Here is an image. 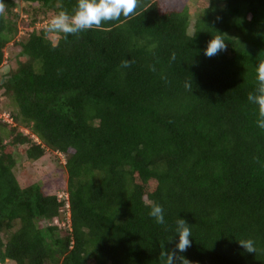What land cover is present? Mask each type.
Masks as SVG:
<instances>
[{
	"label": "trees",
	"instance_id": "obj_1",
	"mask_svg": "<svg viewBox=\"0 0 264 264\" xmlns=\"http://www.w3.org/2000/svg\"><path fill=\"white\" fill-rule=\"evenodd\" d=\"M20 1L22 14L3 0L0 17V68L16 50L0 80V114L4 100L13 108L0 116V264H162L179 217L192 264H264V130L247 98L264 58V0H207L191 36L189 5L140 0L132 16L57 34L55 46L48 22L77 0ZM20 23L32 30L19 36ZM215 35L226 50L207 57ZM48 154L64 159L59 194L16 173Z\"/></svg>",
	"mask_w": 264,
	"mask_h": 264
},
{
	"label": "clouds",
	"instance_id": "obj_2",
	"mask_svg": "<svg viewBox=\"0 0 264 264\" xmlns=\"http://www.w3.org/2000/svg\"><path fill=\"white\" fill-rule=\"evenodd\" d=\"M140 0H77L76 6L69 13L67 10H60L51 17L48 22L47 31L50 34L76 35L84 30L101 29L104 22L118 21L121 16L127 18L136 13ZM6 6L3 0H0V17H5ZM39 26H37V29ZM189 36L192 32L187 33ZM55 46V40H53ZM226 43L221 35H215L208 42L204 54L207 57H213L219 52L226 50ZM176 59L173 52L171 60ZM258 63L256 66L257 87L255 92L248 93V101L258 106L257 127L264 130V58L257 56ZM133 61L122 60L121 67L131 66ZM155 70L154 68L152 69ZM185 88L190 89L191 84L186 82ZM150 207L149 216L157 224H165L164 209L161 205L154 202L148 205ZM71 216V215H70ZM70 220V218L68 219ZM69 223V228H70ZM176 235L178 243L171 250L163 249L160 252L159 259L162 264H192L186 257L180 255L191 246V228L183 218L176 220ZM170 240L169 242H171ZM239 244L249 253H256L255 242L252 239L239 240Z\"/></svg>",
	"mask_w": 264,
	"mask_h": 264
},
{
	"label": "rangeland",
	"instance_id": "obj_3",
	"mask_svg": "<svg viewBox=\"0 0 264 264\" xmlns=\"http://www.w3.org/2000/svg\"><path fill=\"white\" fill-rule=\"evenodd\" d=\"M14 1L18 4L17 11L22 14L21 1ZM205 1L207 0H172V2L175 3V6L177 7L183 8L185 5H189V9L191 10L193 15L191 32L193 30L195 18L201 11V7ZM22 18L23 15L20 17V19L22 20ZM26 20L28 21L27 18ZM19 30V36H24L27 32H30L32 29L29 28L28 25L20 23ZM49 38L52 40V42L53 40H55L56 44L60 36L57 34H50ZM15 52L16 50L10 44L9 47L6 49V63L2 66V68H0V80L4 78V75L8 72L11 67H14L16 65L15 61L11 62L10 60L12 59L11 57L13 54H15ZM2 82H4V80ZM2 105L4 113H1L0 116L4 120L10 121L9 112H11L13 108L12 106H10V103L7 100L2 101ZM57 158L53 154H48L45 158L37 162L28 163L24 159L21 160L18 164V168L16 171L19 181L23 186H26L31 182H38L43 185L44 190L47 194H59L62 189L65 190V188H67V173L63 168L64 159L59 154L57 155ZM60 162L62 164V167L59 166ZM60 226L62 227L63 231L66 230L65 228L69 229V221H66L64 224L61 223Z\"/></svg>",
	"mask_w": 264,
	"mask_h": 264
},
{
	"label": "built area",
	"instance_id": "obj_4",
	"mask_svg": "<svg viewBox=\"0 0 264 264\" xmlns=\"http://www.w3.org/2000/svg\"><path fill=\"white\" fill-rule=\"evenodd\" d=\"M63 196L65 197V196H67L66 194H62V195H60V199L61 198H63ZM70 218V213H68V219Z\"/></svg>",
	"mask_w": 264,
	"mask_h": 264
}]
</instances>
